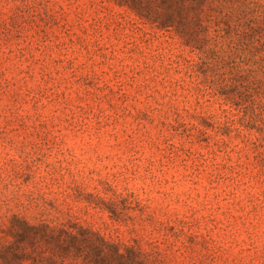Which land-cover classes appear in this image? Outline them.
<instances>
[{
  "label": "rangeland",
  "instance_id": "rangeland-1",
  "mask_svg": "<svg viewBox=\"0 0 264 264\" xmlns=\"http://www.w3.org/2000/svg\"><path fill=\"white\" fill-rule=\"evenodd\" d=\"M250 2L228 34L207 23L226 62L212 71L112 0H0V240L18 215L159 264H264L260 135L243 111L264 103V0ZM88 194L127 200L124 215Z\"/></svg>",
  "mask_w": 264,
  "mask_h": 264
},
{
  "label": "trees",
  "instance_id": "trees-1",
  "mask_svg": "<svg viewBox=\"0 0 264 264\" xmlns=\"http://www.w3.org/2000/svg\"><path fill=\"white\" fill-rule=\"evenodd\" d=\"M125 8L144 24L158 30L176 34L186 46L198 51L201 62L197 66L212 71L221 70L226 62L218 50L217 40L212 47L203 43L202 34L207 23L217 22V33H229L233 21H239L247 12L250 0H112ZM223 26L222 29L220 27ZM245 106L251 116L249 123L257 125L259 137L253 143L256 163L264 172V103L257 107ZM259 110L260 113L255 112ZM83 196V194H80ZM86 199L96 207L107 209L112 217L124 214L120 204L127 200L106 201L88 194ZM120 202V203H119ZM0 240V264H159L160 253H142L135 247L124 249L106 239L92 228L78 223L51 225L45 221L31 223L13 215Z\"/></svg>",
  "mask_w": 264,
  "mask_h": 264
}]
</instances>
